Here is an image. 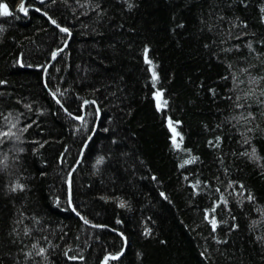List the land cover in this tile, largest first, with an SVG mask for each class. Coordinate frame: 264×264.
Returning <instances> with one entry per match:
<instances>
[{
	"label": "trees",
	"instance_id": "1",
	"mask_svg": "<svg viewBox=\"0 0 264 264\" xmlns=\"http://www.w3.org/2000/svg\"><path fill=\"white\" fill-rule=\"evenodd\" d=\"M17 1L0 0L12 9ZM42 6L71 29L67 46L69 35L39 10L0 14V132L12 133L0 137V264H102L123 247L117 229L125 251L108 264H264V79H253L264 78V0ZM156 88L168 101L161 110ZM49 89H59L63 106ZM85 99L98 102L99 119L96 105L82 109ZM64 107L84 114L89 129L96 124L87 147L91 132ZM75 164L72 200L89 224L67 203ZM17 181L26 187L10 191ZM206 215L219 221L215 231Z\"/></svg>",
	"mask_w": 264,
	"mask_h": 264
},
{
	"label": "snow or ice",
	"instance_id": "2",
	"mask_svg": "<svg viewBox=\"0 0 264 264\" xmlns=\"http://www.w3.org/2000/svg\"><path fill=\"white\" fill-rule=\"evenodd\" d=\"M52 2L55 3L56 0H52ZM17 7H18V9H19V12L24 13V14H28V12H29V7H35V5L27 4L26 0H20V3H19V5H18ZM94 7L97 8V9H100V12H101V13L104 12V9H102V8L100 7V4H99V3L95 4ZM127 7H128V8H132V7H133V4H132L131 2H129V3L127 4ZM38 10H39V11H43V9H38ZM262 10H264V6H262ZM10 12H11V9L9 8V5H8L7 3H5V2H0V14H5V15H7V14H10ZM43 14H44V16H46V17L48 18V20L51 21V23H52L53 25H55L58 29H60L61 32L66 33V34H68V35H71V29H70L69 27L60 24V23H59L55 18H53V16H51L47 11H43ZM262 19H264V17H262ZM241 23L246 24L247 21H241ZM181 26H182V25H181ZM2 28H3V25H0V29H2ZM67 43H68V41L65 40V41H64L65 46H67ZM261 43L264 44V41H261ZM149 47H150V46L147 45V44L144 46V49H143V52H144V59H145V62H146L151 68H152V73H151V77H150V78H151V80H152V82H153V86L155 87V84H156V82H157L158 79H159V74H158V73L156 72V70H155V66H154V64H153V61H152V60L149 58V56H148ZM236 47L238 48V47H240V45L237 44ZM248 47H249V48L252 47L251 42H249ZM61 51H62L61 48H56L54 51H52V52H51L52 60H55L56 57H57V55H58ZM16 62L19 63V64H23V63H24V61H23V59H22V54H21V58L18 59ZM229 66L231 67V65H229ZM36 67H38V68H41V67H42L43 70H44V72L47 73V67L42 66V65H36ZM253 79L259 80V79H264V78H262V77H255V78H253ZM233 80H234L236 83H240V81H236V78H235V77H233ZM249 82L251 83V80H250ZM4 83H6V81L0 80V84H4ZM49 91L51 92V95L56 99V102H57L58 104H61V105L63 106V101L61 100L60 97L57 96V92L59 91V89H57V91H51V89H49ZM213 91H214V90H213ZM163 92H164L163 89L156 88V90L153 91V93H152L153 97H154L155 100H156V108H157V110H161V109H163V108H165V107L167 106L168 101H167L166 98H164V96H163ZM262 94H264V93H262ZM237 99H239V97H237ZM89 103H92V104L96 105V108H95V118H96V119H99V117H100V113H101V109H100V107H99L98 102H97L96 100H92V101L90 102L89 100H86V99L83 101V105H88ZM29 107H30V106H29ZM41 111H43V109H41ZM64 111H65L69 116L74 117L75 120L80 121V122H81V125H82L84 128L88 129L89 132L94 133V132L97 130L96 127H92V128H90V129L88 128V122H87V120L85 119V116H84V115H79V114L73 113V112L70 111V109L67 108V107H64ZM248 115H249V116H252L253 113L250 112ZM180 123H182V122H181V121H175V124H180ZM78 127H79V126H78ZM168 127L171 129V131H172V133H173V135L170 137V139H171V141H172V145H173V147L176 148V149H181V147H182V145H181V140H178L177 137H181V139H182V134H181L180 132H178L177 129H176L175 127H173V120H172L171 117H168ZM104 131H108V129H104ZM9 135H12L11 131H8V132H0V137H3L4 139H6ZM18 138H19V137H17V139H18ZM92 139H93V136H92V135H88L87 140H84L82 143L84 144L85 147H87L89 141H91ZM219 139H220L219 137L216 138L217 143L219 142ZM3 142H4V140H3V139H0V143H3ZM113 142H115V137H113ZM45 143H46V142H45ZM24 150H25L24 148H20V149H19L20 152H23ZM66 150H67V148H66ZM184 151L190 152L191 149H184ZM83 154H84V149L82 148V149H81V152H80V155L83 156ZM63 156H64V153H61V157H63ZM251 158H253V159H257V158H258V157L256 156L255 148H253V150H252V156H251ZM196 159H198V157H196V156H194V155L191 156L190 159H187V160H184V161H183V163L181 164V167H183V164L191 163L192 161H194V160H196ZM104 160H105V156L100 155V156L97 157L95 163H96V165H100V164H102V163L104 162ZM78 163H80L79 160H77V164H78ZM0 164L4 165V167H7V156H5V158H4L3 160H0ZM72 177H73V172H72V171H69V172L67 173V177H66V182H67V185H68L67 203L72 207V210H73L74 212H76V214H77L78 216H80V218L84 221L85 224L92 223L90 220H88L87 217L83 216V215L77 210L76 206L73 204V200H72V183H73V180H72ZM153 178H155V177H153ZM197 183H198V182H197ZM25 187H26V185H25L24 183H21V182L17 181L16 183H14V184H12V185L10 186L9 190L15 192V191H17V190H23ZM161 195H162V196H165L164 193H161ZM165 198H167V197L165 196ZM253 198H254V197L251 196V195H249V196L247 197V199H249V200H251V199H253ZM105 199H108V197H105ZM55 200H56L57 203H59L60 197L57 196V197L55 198ZM224 202L227 203V201H224ZM119 203H120L121 206H125L127 202L124 201V200H120ZM219 203H220V201H217V204H219ZM206 212H207V210H206ZM37 219H39V218L37 217ZM206 219H210V223H211L212 229H213V231H215V229H216L217 224L219 223V221L216 219L215 216L208 217V216L206 215ZM121 222H122V221H119V220L117 221V223H121ZM99 227H103V226H99ZM232 227L235 228V227H238V225H235V224H234V225H232ZM13 231H15V229H14ZM28 231H29V230H27V229L25 230L26 234L28 233ZM116 231H119V230L117 229ZM145 234L150 235V234H151V229L146 228V229H145ZM119 235H120L121 237H123L125 243H127V239H128V238L125 236V234H124L123 232H119ZM34 247H36V245H34ZM124 251H125V249L122 247V248L120 249V251H118V252H109V253H107V254L105 255V257H104L103 264H108L109 259H116V258H119V257L122 255V253H123ZM39 253H40V254H44V253H46V249H45L44 247H39ZM32 255H33V253H32L31 251H29L28 254H27V257H30V256H32ZM201 255H203V253H201ZM65 256H68L67 251L65 252ZM27 257H25V259H27ZM68 258L71 259V260H76V259L83 260V259H84L83 256H79V257H76V256H69Z\"/></svg>",
	"mask_w": 264,
	"mask_h": 264
},
{
	"label": "bare ground",
	"instance_id": "3",
	"mask_svg": "<svg viewBox=\"0 0 264 264\" xmlns=\"http://www.w3.org/2000/svg\"><path fill=\"white\" fill-rule=\"evenodd\" d=\"M44 1L45 0H33V1H26L27 2V4H30V5H35V7H29V9H41L40 7H38V5H40V6H42L43 4H44ZM19 3H20V0H18L17 1V3H16V5H14L13 6V9H16V8H18L17 6L19 5ZM43 7V6H42ZM11 10H13L11 7H9ZM39 12H41L42 14H43V12L42 11H39ZM44 15V14H43ZM50 21V20H49ZM51 22V21H50ZM65 45V44H64ZM50 63H51V60H50ZM149 70H150V73H152V68L149 66ZM45 82V81H44ZM94 127H96V124L94 125ZM90 135H93V133L91 132L90 133ZM115 232L117 233V232H119V231H116L115 230ZM124 244H126L125 243V241H124ZM124 244H123V247H124Z\"/></svg>",
	"mask_w": 264,
	"mask_h": 264
},
{
	"label": "rangeland",
	"instance_id": "4",
	"mask_svg": "<svg viewBox=\"0 0 264 264\" xmlns=\"http://www.w3.org/2000/svg\"><path fill=\"white\" fill-rule=\"evenodd\" d=\"M36 10H38V9H36ZM69 38H70V35L67 37V41L69 40ZM51 59H52V57H51ZM53 60H51V62H52ZM50 95H51V92H50ZM52 96V95H51ZM53 97V96H52ZM54 98V97H53ZM91 102V101H90ZM81 106H82V109L84 110L85 109V105H83V102L81 103ZM173 127H175L176 128V126L175 125H173ZM172 135H173V133H172Z\"/></svg>",
	"mask_w": 264,
	"mask_h": 264
},
{
	"label": "water",
	"instance_id": "5",
	"mask_svg": "<svg viewBox=\"0 0 264 264\" xmlns=\"http://www.w3.org/2000/svg\"><path fill=\"white\" fill-rule=\"evenodd\" d=\"M52 60V59H51ZM82 115H84V114H82ZM80 158H81V155L79 156V158H78V160L80 161ZM77 164V163H76ZM76 164L74 165V167L72 168V170L71 171H73L74 170V168H75V166H76ZM66 184H67V182H66ZM68 186V185H67ZM69 207L72 209V207L69 205ZM118 234H119V232H117ZM125 246H126V244H124V249H125ZM117 259V258H116ZM104 260V259H103Z\"/></svg>",
	"mask_w": 264,
	"mask_h": 264
}]
</instances>
